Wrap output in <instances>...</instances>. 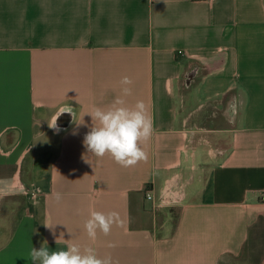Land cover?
<instances>
[{
  "label": "crops",
  "instance_id": "1",
  "mask_svg": "<svg viewBox=\"0 0 264 264\" xmlns=\"http://www.w3.org/2000/svg\"><path fill=\"white\" fill-rule=\"evenodd\" d=\"M124 76L153 120L128 168L83 143ZM262 194L264 0H0V264L71 243L112 264H264ZM93 210L120 216L95 240Z\"/></svg>",
  "mask_w": 264,
  "mask_h": 264
},
{
  "label": "clouds",
  "instance_id": "2",
  "mask_svg": "<svg viewBox=\"0 0 264 264\" xmlns=\"http://www.w3.org/2000/svg\"><path fill=\"white\" fill-rule=\"evenodd\" d=\"M120 84L122 95L118 96L107 109L96 107L86 113L92 119L91 130L85 135L84 145L87 153L97 158L111 155L122 167H133L141 161H147L148 153L143 145L153 134V120L148 115L145 103L137 101L134 106H128L125 97L132 94L133 80L129 76L122 77ZM71 113L75 119L73 108L67 105L60 109V114ZM49 126L57 127V118ZM57 201L62 199L60 193H55ZM120 216L116 211L104 213L93 210L84 227L90 239L95 240L98 232L109 235L112 227L119 224ZM56 243H59L57 239ZM114 246V245H110ZM33 264H112V258H101L94 248L81 247L71 243L66 249L50 251L43 246L33 248L29 256Z\"/></svg>",
  "mask_w": 264,
  "mask_h": 264
},
{
  "label": "rangeland",
  "instance_id": "3",
  "mask_svg": "<svg viewBox=\"0 0 264 264\" xmlns=\"http://www.w3.org/2000/svg\"><path fill=\"white\" fill-rule=\"evenodd\" d=\"M259 235H260V238H258V242H257V244H258V246H261V241H262V228H260V230H259ZM254 255L252 254L251 256L250 255H246V256H243L242 258H243V260H245V262L247 263V264H251L249 261L251 260V258L253 257ZM241 258V259H242ZM237 260L235 259L234 260V262H236ZM237 263L238 264H242V261L239 263L238 261H237Z\"/></svg>",
  "mask_w": 264,
  "mask_h": 264
},
{
  "label": "built area",
  "instance_id": "4",
  "mask_svg": "<svg viewBox=\"0 0 264 264\" xmlns=\"http://www.w3.org/2000/svg\"><path fill=\"white\" fill-rule=\"evenodd\" d=\"M183 53L181 50H179V54ZM146 198H152L153 195L150 191H147L145 194ZM262 199H264V194L261 195Z\"/></svg>",
  "mask_w": 264,
  "mask_h": 264
}]
</instances>
